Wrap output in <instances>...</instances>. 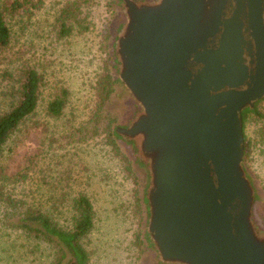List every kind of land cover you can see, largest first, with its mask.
Listing matches in <instances>:
<instances>
[{
    "label": "water",
    "instance_id": "obj_1",
    "mask_svg": "<svg viewBox=\"0 0 264 264\" xmlns=\"http://www.w3.org/2000/svg\"><path fill=\"white\" fill-rule=\"evenodd\" d=\"M116 4L112 52L131 104L117 132L144 180L156 262L264 264L243 120L264 100V0Z\"/></svg>",
    "mask_w": 264,
    "mask_h": 264
},
{
    "label": "rangeland",
    "instance_id": "obj_2",
    "mask_svg": "<svg viewBox=\"0 0 264 264\" xmlns=\"http://www.w3.org/2000/svg\"><path fill=\"white\" fill-rule=\"evenodd\" d=\"M5 1L0 0V3ZM66 1L46 0L31 17L22 12L11 20V45L0 51V115L10 104L3 98L6 86L2 81L3 72L33 67L41 75L42 84L36 114L22 125V133L14 136L4 148L0 158V182L19 196L26 195L27 201L35 198L36 202L44 204L61 227L70 225L71 205L68 204L71 200L79 192L87 194L95 208L94 229L82 241L89 255L88 264H152L156 257L152 246L146 251L136 244L138 233L147 232L148 213L145 205L143 216L138 211V188L123 158L106 145L103 138L86 143H75L69 138L94 108V84L107 57L103 48L104 31L113 15L103 2L91 11L86 31L60 39L54 22ZM118 18L117 9L113 32ZM63 88L69 91L65 114L59 119L51 118L46 113L48 104ZM122 96L123 100L118 98ZM118 97L111 111L119 113L122 125L130 114L131 104L124 91ZM261 110L264 113V103ZM246 135L250 150L245 162L264 195V120L251 121ZM123 152L132 161L125 147ZM37 154H40L38 160L34 157ZM29 160L35 164L33 170L20 182L15 175L23 173ZM135 168L140 176L142 198L144 180L138 167ZM55 254L50 246L0 229V264H53ZM68 260L70 258L62 264ZM155 264H158L156 260Z\"/></svg>",
    "mask_w": 264,
    "mask_h": 264
},
{
    "label": "trees",
    "instance_id": "obj_3",
    "mask_svg": "<svg viewBox=\"0 0 264 264\" xmlns=\"http://www.w3.org/2000/svg\"><path fill=\"white\" fill-rule=\"evenodd\" d=\"M46 0H6L0 3V51L6 50L12 42L11 20L21 13L31 17L35 11L41 9ZM110 8L113 19L105 28L103 48L107 54L102 73L94 84L95 105L87 119L72 131L69 138L75 143H86L94 139L103 138L117 155H120L126 163V170L130 172L138 189L136 205L139 213H145L146 199L140 197V176L135 168L137 163L131 161L123 152L122 139L117 130L122 125L118 115L111 111L115 97L120 96L122 88L117 76V65L112 52L113 20L117 16L116 0H67L58 11L54 26L58 29L60 39L70 37L76 32L88 29V18L91 11L102 3ZM2 81L6 82L3 95L10 101L8 110L0 115V158L4 154L5 146L18 133H22V125L36 114L40 103L42 77L33 67H20L15 72L6 70L3 72ZM123 100L122 97H118ZM69 101V91L63 88L48 104L47 116L59 119L64 116L65 108ZM260 101L255 109H248L243 113L245 135V161L248 159L250 141L246 135L248 124L256 120H264ZM126 110V109H124ZM41 153V152H40ZM134 156L133 154H131ZM38 160L40 154L34 155ZM34 160V158H33ZM29 160L23 168V173L16 174L20 182L29 177L28 171H32L35 164ZM37 164V163H36ZM36 167V166H35ZM25 172V173H24ZM23 174V175H22ZM71 205L70 225L61 227L50 214L44 204L27 201L26 195L19 196L15 191L7 188L0 182V229L2 232L21 234L50 246L55 252L53 264H62L66 258L74 255L78 264H88L89 255L82 241L93 231L95 225V208L87 194L79 192L68 204ZM144 219V217H143ZM148 243V246H146ZM136 244L147 251L152 246L148 232L142 230L137 235Z\"/></svg>",
    "mask_w": 264,
    "mask_h": 264
},
{
    "label": "flooded vegetation",
    "instance_id": "obj_4",
    "mask_svg": "<svg viewBox=\"0 0 264 264\" xmlns=\"http://www.w3.org/2000/svg\"><path fill=\"white\" fill-rule=\"evenodd\" d=\"M248 60H249V61H252L253 59H251V58H248ZM250 70H251V71H252V73L254 74V73H255V65H251V66H250ZM258 103H259V102H258ZM258 103H257V104H258ZM257 104H256V105H257ZM247 110H248V109H247ZM153 253H155V252H154V250H153ZM153 256H154V254H153ZM152 261H153V263H152V264H155V260H154V259H152Z\"/></svg>",
    "mask_w": 264,
    "mask_h": 264
}]
</instances>
